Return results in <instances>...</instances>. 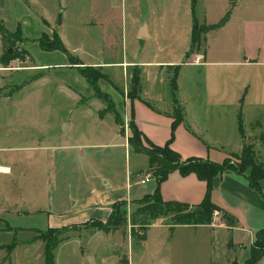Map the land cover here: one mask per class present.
<instances>
[{
	"label": "rangeland",
	"instance_id": "rangeland-1",
	"mask_svg": "<svg viewBox=\"0 0 264 264\" xmlns=\"http://www.w3.org/2000/svg\"><path fill=\"white\" fill-rule=\"evenodd\" d=\"M191 1L127 0L128 38L134 33L132 19L144 18L158 30L165 50L163 57L181 59L192 26ZM90 2L38 0L35 5L48 12L49 21L66 48L76 57L87 59L100 56L101 44L98 29L86 31ZM222 6V0H197L193 7L202 24L205 15L209 21H216ZM9 11L14 17L13 10ZM60 17L62 23L58 24ZM24 20L28 22L24 25L29 32L25 41L29 55L16 52L18 57L10 64L0 62V163L13 165L11 174L0 173V246L16 242L11 251L0 250V264H45V243L34 240L36 231L50 225L61 228L90 220L108 206L93 203L98 194L100 198L111 196L106 179L121 185L130 169L125 147L115 150L102 145L110 140L105 129L112 118H106V124H102L92 112L108 104L95 98L91 107L80 106L79 95L73 89L79 91V82L82 85L87 82L70 66L57 65L67 60L64 52H47L40 47L36 39L45 26L37 25L34 17ZM86 34L90 39L84 38ZM222 42L225 44L226 40ZM7 46L3 43L2 50L0 46L1 54L13 52ZM189 56L192 58L191 53ZM258 58L264 62V53ZM43 64L53 67L39 70L35 66ZM55 65L59 67L54 68ZM249 74L247 140L252 143L256 157L264 161V63L252 68ZM194 80L200 81L201 76L193 69L186 67L181 71L179 81L187 86L189 94L194 92L191 84ZM123 122L121 134L126 137L125 132L133 130L129 123ZM140 143L154 149L144 137H140ZM135 157L132 154V159ZM227 159L236 161L234 156ZM0 172H9V168L0 164ZM135 208L136 203L128 201L114 212V222L122 228L115 233L98 231L96 222L65 230L60 235L65 239L55 250V264H232L233 257L242 256L239 249L227 245L230 239L227 229L218 228L215 234L212 231L211 242L209 229L176 226L171 231L169 226L157 225L168 224L170 217L165 215L149 220L145 231L139 230V224L131 223ZM215 216L217 222L226 220L221 211L215 212Z\"/></svg>",
	"mask_w": 264,
	"mask_h": 264
},
{
	"label": "crops",
	"instance_id": "crops-1",
	"mask_svg": "<svg viewBox=\"0 0 264 264\" xmlns=\"http://www.w3.org/2000/svg\"><path fill=\"white\" fill-rule=\"evenodd\" d=\"M9 2V9L13 10L14 17L10 15ZM37 4L38 0H0V19L8 24L9 27H6L11 31L16 30L20 24L24 36L29 38L25 26L28 22L24 19L34 17L38 21L37 25L40 23L45 26L43 34L53 37L56 33L61 38L49 21L48 12L42 11V8L37 9ZM222 4L216 21H209L206 15L204 21L207 24L216 23L230 11L228 21L221 28L206 35L208 41L205 50L191 53L192 58H187V54L191 49L193 19L194 15L197 16L193 6L197 5V0L191 1L192 26L181 59L163 57L165 50L162 48L158 30L144 18L132 19L134 33L128 38L127 0H91L90 19L85 22L86 31L99 30L101 44L99 57H78L82 65L100 68L105 73L106 77L100 80V86L112 96L118 112L127 124L133 120L144 137L156 145L163 146L169 142L184 159L202 158L223 162L229 156L240 154L245 142L250 143L247 140L249 133L246 128V113L250 104L246 101V94L251 79L249 71L264 63L258 58L264 53V0H222ZM59 19L61 21L57 23L61 24L62 18ZM84 38L88 40L90 35L86 34ZM224 40L225 44L222 42ZM2 44L3 40L0 42L1 50ZM22 47L25 48V43ZM1 50L0 60L4 54H1ZM52 51L61 50L47 52ZM197 57H200L199 61H196ZM57 65L66 68L69 66V59ZM35 66L39 70L53 67H48L47 64ZM59 66L55 65L54 68ZM186 67L201 76L200 81L191 82L194 84V92L191 94L188 93L187 86L179 81L181 71ZM176 71L177 88L174 90L172 80ZM135 74L139 76V90L137 97L131 100L129 93ZM78 85L79 88H75L79 91L70 86L79 95L78 104L83 108L91 107V102L97 98L92 86L88 82L86 85L79 82ZM260 105L262 104L258 106ZM106 108L107 105H101L92 112L102 124L106 122V118H112L109 127L105 129L110 140L102 145L115 150L125 147L129 153L127 164L130 169L121 185L106 179V189L112 192L110 197L100 198L101 194L93 197L94 204H108L92 216L103 221L110 216L115 202L141 199L153 194L157 188L148 155L135 152L131 148L128 141L131 135L129 129L125 132L126 137L123 136L121 133L124 127L112 117L114 113H102ZM178 112L181 113L182 120L174 128ZM241 125L244 133L240 129ZM132 154L137 157L132 159ZM140 155L147 158L138 157ZM0 164L9 168V172L0 173L11 174L12 164ZM146 177H149L150 181L143 182ZM261 188L264 192V180L261 181ZM207 189L206 182L195 173L183 175L176 170L162 183L161 196L165 201H180L197 206L203 201ZM210 196L212 201L221 207L216 212L221 211L234 217L235 226L228 225L226 220L217 222V216H214L212 224L177 226L209 229L211 242L214 239L212 231L215 234L218 228L227 229L230 233L227 245L230 249L237 248L242 252L239 258L233 257L232 264H245L251 255L257 232L264 228V197L250 185L245 175L234 170L225 171L213 178ZM157 225L169 226L171 231L176 228H171L168 224ZM263 261L264 256L257 264Z\"/></svg>",
	"mask_w": 264,
	"mask_h": 264
},
{
	"label": "trees",
	"instance_id": "trees-1",
	"mask_svg": "<svg viewBox=\"0 0 264 264\" xmlns=\"http://www.w3.org/2000/svg\"><path fill=\"white\" fill-rule=\"evenodd\" d=\"M230 16V11L216 23L207 24L206 22L200 24L199 18L194 15L193 28H192V43L191 49L187 54L193 53L197 50H205L204 44L206 41V35L212 31L217 30L224 26L228 21ZM0 34L4 44H8L7 47L13 48V52L8 51L2 56L0 62L10 64L18 56L16 52H21L24 55H29L28 50L22 45L28 39L24 36L22 26L18 24L16 30H9L2 19H0ZM40 47L43 50H61L68 56L69 66L74 67L78 70L79 74L92 86L94 90V95L97 98L104 100L108 105L107 108L102 111V113L108 110L115 114V118L118 123L122 124L123 119L116 108V104L112 96L103 91L100 86V80L105 78V73L97 67L93 66H83L80 59L74 56L65 46L62 39L58 34H54L51 38L48 34L44 33L36 39ZM5 56V57H4ZM8 65H6L7 67ZM177 78L178 71H176L174 78L172 80V87L175 90L177 88ZM139 90V76L135 74L132 78V89L129 93L131 100H134L138 95ZM1 96V90H0ZM182 120L181 113H176L173 127ZM130 127L133 130L128 138L129 144L132 146L135 152L145 153L149 157L150 170L152 175L157 181L156 191L151 195H146L145 197L137 200H133L136 203V208L132 213L131 223L132 226L139 224V230L145 229L148 226V221L159 216H169L170 220L168 225L174 228L177 225H198V224H212L214 222L215 212L220 210L221 207L212 201L210 192L212 189L213 178L225 171L234 170L239 174L245 175L248 178L250 185L259 191L264 197V192L261 188V180L264 179V161L259 160L256 157L253 145L245 142L244 146L239 155L235 156V162L228 161L226 158L223 162H214L211 160H205L202 158H187L184 159L180 153L174 150L170 143L165 145H156L149 141L142 132L138 129L137 125L130 121ZM124 125V124H122ZM124 127V126H123ZM242 133H244L243 125L240 126ZM140 137H144L151 146L153 150L143 147L140 143ZM240 160V161H239ZM239 161V163H237ZM180 171L183 175H188L190 173H195L201 180H204L207 184V193L203 201L197 205L192 206L180 201H165L161 196V185L169 177V175L174 171ZM128 201L120 200L112 205V212L106 221L97 218H91L86 222L80 224H70L64 227H49L45 230H37V234L34 240H42L45 243L44 257L45 264H55V250L59 244L65 239L60 237L65 230L75 227H88L92 222H96V228L98 231H102L105 234L115 233L122 228L114 222L113 214L114 212L120 211L121 205H126ZM119 205V206H118ZM228 225L235 226L236 221L234 217L225 213V217ZM117 220V219H115ZM135 235V232L132 231ZM264 228L257 232L256 240L251 248V255L245 264H257L264 256ZM141 238H144L143 236ZM16 246V242H12L7 245L0 246V250L3 248H9L11 251Z\"/></svg>",
	"mask_w": 264,
	"mask_h": 264
},
{
	"label": "built area",
	"instance_id": "built-area-1",
	"mask_svg": "<svg viewBox=\"0 0 264 264\" xmlns=\"http://www.w3.org/2000/svg\"><path fill=\"white\" fill-rule=\"evenodd\" d=\"M200 60V57H197L196 61H199ZM147 181H150V178L149 177H146L143 182H147Z\"/></svg>",
	"mask_w": 264,
	"mask_h": 264
},
{
	"label": "water",
	"instance_id": "water-1",
	"mask_svg": "<svg viewBox=\"0 0 264 264\" xmlns=\"http://www.w3.org/2000/svg\"><path fill=\"white\" fill-rule=\"evenodd\" d=\"M60 21H61V20L59 19V21H58V22L60 23ZM23 210H24V211H26V210H27V208H26L25 204H23Z\"/></svg>",
	"mask_w": 264,
	"mask_h": 264
}]
</instances>
